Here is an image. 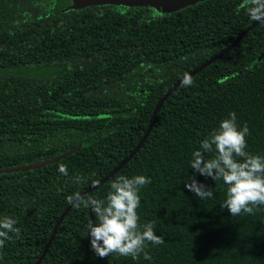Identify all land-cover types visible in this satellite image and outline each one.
Segmentation results:
<instances>
[{
  "label": "trees",
  "instance_id": "16d2710c",
  "mask_svg": "<svg viewBox=\"0 0 264 264\" xmlns=\"http://www.w3.org/2000/svg\"><path fill=\"white\" fill-rule=\"evenodd\" d=\"M241 0H204L172 12L115 4L71 7V0H0V168L60 160L0 173V218L20 236L0 249V264H35L51 231L84 193L104 199L118 176L150 177L139 190L141 225L164 243L138 259L98 257L85 226L90 208L73 205L39 264H264V205L231 216L222 180L190 166L192 152L235 111L247 123V148L264 156V24L181 84L164 100L141 148L86 192L134 148L152 112L184 73L228 46L252 24ZM215 146H213L214 148ZM215 155L204 153L205 159ZM67 166L68 175L58 171ZM80 175L83 182L76 183ZM211 188L199 199L191 178ZM12 235V234H10Z\"/></svg>",
  "mask_w": 264,
  "mask_h": 264
},
{
  "label": "clouds",
  "instance_id": "9594fccd",
  "mask_svg": "<svg viewBox=\"0 0 264 264\" xmlns=\"http://www.w3.org/2000/svg\"><path fill=\"white\" fill-rule=\"evenodd\" d=\"M246 10L253 21L264 24V0H241L239 5ZM194 83L193 78L184 73L181 87ZM249 135L247 123L239 126L235 111L220 121L217 128L200 142V148L192 152L190 166L205 177L212 180H222L226 185V198L221 204L231 216L241 213L253 214L255 208L264 205V156L246 151V137ZM213 146H215L213 148ZM215 155L205 159L204 153ZM60 174L67 176V166L59 165ZM76 183L83 182L80 175L75 177ZM151 183L150 177L135 175L131 178L120 175L110 184V190L104 199L79 193L70 195L68 202L79 208L83 205L94 213L95 222L88 220L85 229L90 237L91 250L100 258L113 253L120 256L138 259L143 253L145 259H150L144 249L147 243L160 245L164 243L162 236L154 231L152 222L141 225L137 209L140 207L139 190ZM185 187L199 199H210L213 191L195 177L191 182H185ZM17 220L10 216L0 218V249L5 241L13 236L19 238L20 229L15 227ZM12 234V235H10Z\"/></svg>",
  "mask_w": 264,
  "mask_h": 264
},
{
  "label": "water",
  "instance_id": "95a60500",
  "mask_svg": "<svg viewBox=\"0 0 264 264\" xmlns=\"http://www.w3.org/2000/svg\"><path fill=\"white\" fill-rule=\"evenodd\" d=\"M200 1H204V0H71V7L82 8V7L91 6V5L93 6V5L115 4V5H125V6H145V7L155 8V9H157L159 11H163V12H172V11H176L178 9L196 4L197 2H200ZM258 23H259L258 21H255L252 24H250L249 26H247L240 34H238V36L228 46H226L219 53H217L216 55H214L213 57L208 59L206 62H204L203 64H201L200 66H198L197 68H195L194 70L189 72L188 74L192 77L195 73L200 71L202 68L207 66L209 63H211L212 61H214L215 59L220 57L225 52L229 51L232 47H234L236 45V43H238L241 40V38L245 35L246 32H248L251 28L256 26ZM181 79L178 80L170 89H168L166 91V93L162 96V98L157 102V104H156V106L152 112V116L150 118L147 129L145 130V132L143 133L142 137L139 139L137 144L134 146V148L131 150V152L121 162H119L108 174H106L101 180H99L92 187L88 188L86 190V192H91L92 190H94L95 188L100 186L104 181L109 179L123 165H125L129 161V159H131L133 157V155L141 148V146L143 145L144 141L148 137V135H149V133L153 127L157 112L160 110L164 100L170 95V93L173 90H175L181 84ZM79 148H80V144H78L77 146L71 147L70 149H68V150H66V151H64L58 155L50 157L48 159L30 162L28 164H18V165L13 166V167H3V168H0V173H2V172L10 173V172H16V171H27L29 169L44 166L46 164L56 162V161L60 160L61 158L66 157L67 155L71 154L72 152L77 151ZM80 195L83 196L84 193H81ZM72 205L73 204H70L64 210V212L61 214V216L58 218V220L56 221V223H55V225L51 231V234L49 236V239H48L41 255L39 256V258L37 259L35 264H39L41 262V260L44 258L45 254L47 253L49 246L51 245V243L53 241V238L55 236L58 225L60 224V222L62 221L64 216L67 214V212L69 211V209L71 208Z\"/></svg>",
  "mask_w": 264,
  "mask_h": 264
}]
</instances>
